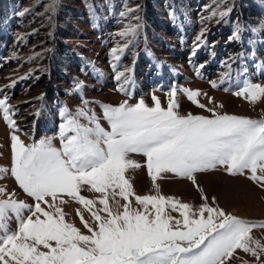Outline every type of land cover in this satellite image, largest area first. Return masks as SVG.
<instances>
[{
	"label": "rangeland",
	"instance_id": "374dc122",
	"mask_svg": "<svg viewBox=\"0 0 264 264\" xmlns=\"http://www.w3.org/2000/svg\"><path fill=\"white\" fill-rule=\"evenodd\" d=\"M229 7L232 11L228 16H211L217 8L226 11ZM122 12L127 14L122 16ZM237 25L240 38L231 39ZM126 26L135 27V35L120 36ZM201 29H206L207 43L193 55ZM124 45L127 47L119 60L113 61L111 50ZM125 69L132 71L118 81L116 73ZM13 80L16 83L8 87ZM211 81L218 87L213 88ZM245 81L264 86V0H0V98L8 97L15 121V128L10 127L0 112V167L9 169L0 176V188L15 192L17 200L33 203L10 174L11 135H17L24 144L51 138L60 147L59 125L65 107L75 112L87 101V108L94 110L102 127L110 130L101 104H135L143 99L154 106L155 95L167 108L168 93L176 88L181 115L211 117L208 108H214L218 114L264 119V97L250 102L234 94ZM77 84L81 87L76 88ZM182 88L199 89L197 99L206 107L189 101ZM81 123L87 121L82 118ZM128 158L141 165L125 173L136 195L159 193L196 210L204 202L202 189L210 206L242 219L264 221V187L248 175H230L223 168L198 172L197 187L187 178L163 173L154 185L146 157L130 153ZM81 195L96 200L100 194L86 186ZM0 199L7 196L0 195ZM65 199L61 208L66 221L90 235L76 211L79 209L95 227L90 213L78 202ZM130 199L137 207L134 197ZM109 204L115 211L111 199ZM168 211L179 218V213ZM9 216L8 228L15 231L17 221L11 213ZM249 235L264 244V228L254 227ZM41 251L47 250L41 247ZM228 264H264V253L257 259L236 249Z\"/></svg>",
	"mask_w": 264,
	"mask_h": 264
},
{
	"label": "snow or ice",
	"instance_id": "6c2138e0",
	"mask_svg": "<svg viewBox=\"0 0 264 264\" xmlns=\"http://www.w3.org/2000/svg\"><path fill=\"white\" fill-rule=\"evenodd\" d=\"M131 11L134 9L127 10ZM231 11V7L226 11L217 8L211 16L224 18ZM205 31L201 29L196 36L193 55L206 46ZM240 31L237 25L231 39H239ZM135 32V27L126 26L118 34L127 37ZM126 47L111 50L113 61L119 60ZM130 71L117 72V80ZM227 76L225 73L224 78ZM15 83L13 80L8 87ZM210 84L218 87L215 81ZM180 91L200 108L206 107L197 99L199 89ZM176 93V88L168 93L167 108L155 95L154 106L143 99L135 104H101L110 130L102 127L94 110L87 108V101L75 112L65 107L59 125L60 147L51 138L24 144L13 133L10 174L33 203L17 200L15 192L0 188V195L7 196L0 199V264H228L236 249L259 259L264 244L253 240L249 233L254 227L264 228V221L242 219L210 206L202 189L204 202L196 210L171 196L136 195L126 178L127 170L141 167L128 158L130 153H137L146 157L154 185L163 173H173L198 187L196 173L223 168L230 175H248L264 187V119L218 114L214 108H208L211 117L181 115ZM234 94L256 102L264 97V86L245 81ZM7 99L0 98V112L15 128L10 115L13 108ZM82 118L87 123H81ZM8 171L0 167V176ZM86 186L100 194L96 200L81 195ZM117 197L124 203L120 204ZM130 197H134L137 207H133ZM65 198L78 202L90 213L95 227L79 209L76 211L90 235L66 221L61 208L67 202ZM168 209L179 213V218ZM9 213L17 221L15 231L8 228L7 220L12 218ZM41 247L47 251H41Z\"/></svg>",
	"mask_w": 264,
	"mask_h": 264
},
{
	"label": "bare ground",
	"instance_id": "6f19581e",
	"mask_svg": "<svg viewBox=\"0 0 264 264\" xmlns=\"http://www.w3.org/2000/svg\"><path fill=\"white\" fill-rule=\"evenodd\" d=\"M238 180H239V179H238ZM231 181H233V180H231ZM235 181H236V180H235ZM231 183H232V182H231ZM242 184H243L246 188H251V186H250L248 183H246V181H245V182L243 181ZM226 185H227V184H226ZM237 185H238V184H237ZM228 186H229V185H228ZM242 187H243V186H242ZM247 190H248V189H247ZM253 190H254V189H253ZM234 211H236L235 208L233 209V212H234Z\"/></svg>",
	"mask_w": 264,
	"mask_h": 264
}]
</instances>
